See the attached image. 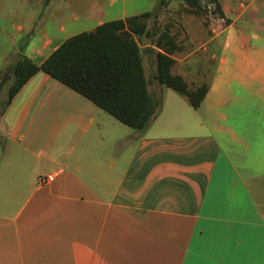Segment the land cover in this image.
I'll return each instance as SVG.
<instances>
[{
	"label": "crops",
	"instance_id": "0c3cea01",
	"mask_svg": "<svg viewBox=\"0 0 264 264\" xmlns=\"http://www.w3.org/2000/svg\"><path fill=\"white\" fill-rule=\"evenodd\" d=\"M138 1L0 0V70ZM218 2L174 55L198 108L156 84L138 132L43 70L0 108V264H264V0Z\"/></svg>",
	"mask_w": 264,
	"mask_h": 264
},
{
	"label": "trees",
	"instance_id": "16d2710c",
	"mask_svg": "<svg viewBox=\"0 0 264 264\" xmlns=\"http://www.w3.org/2000/svg\"><path fill=\"white\" fill-rule=\"evenodd\" d=\"M211 11L222 16L218 0ZM186 13L209 12L201 0H182ZM165 0H156L151 10L105 21L92 30L66 38L40 64L27 57L19 58L4 72L2 83L11 79L5 108L20 87L37 71L43 70L86 96L123 124L143 132L160 111L162 98L149 88L143 53L154 56L153 78L163 88H170L198 108L208 90V83L190 84L173 72L174 55L182 50L170 25L161 26L157 18ZM152 20L150 24L149 21ZM143 39L147 42L141 45Z\"/></svg>",
	"mask_w": 264,
	"mask_h": 264
},
{
	"label": "rangeland",
	"instance_id": "374dc122",
	"mask_svg": "<svg viewBox=\"0 0 264 264\" xmlns=\"http://www.w3.org/2000/svg\"><path fill=\"white\" fill-rule=\"evenodd\" d=\"M165 1H166V4L163 5L160 15L157 18L158 24L161 26L170 25L172 32L176 34L177 39L180 40V42L182 43L181 44L182 47L185 48L184 51H187L189 48V44H190L189 34H188L189 30L187 27L189 26L190 23H192L193 25L195 24L198 25L199 23H202L205 19L209 18L208 17L209 15L208 16L207 14L194 15V14L186 13L183 8L184 6L182 3V0H165ZM201 2L204 6L208 8L209 0H201ZM155 3H156V0L151 9H153ZM135 4H138L137 6L141 10L146 9L145 7L147 6L144 0L143 1L140 0ZM208 10H210V8H208ZM211 14L214 15L215 13L212 12ZM149 23L151 24L152 20H150ZM193 30L194 32H197L198 29H193ZM146 42L147 40L143 39V41L141 42V45L143 46L144 43ZM143 62L145 66L146 75L148 79L150 80L149 88L150 90H153V92H156L158 91L157 85H156L158 84V82L153 78V73L155 71L154 56L149 57L146 53H143ZM175 68L176 69L178 68L177 65L175 66ZM11 81L12 80L9 79L7 82L2 83L0 85V108L2 107L5 99L7 98V90H8V86L10 85Z\"/></svg>",
	"mask_w": 264,
	"mask_h": 264
},
{
	"label": "built area",
	"instance_id": "2783aa9c",
	"mask_svg": "<svg viewBox=\"0 0 264 264\" xmlns=\"http://www.w3.org/2000/svg\"><path fill=\"white\" fill-rule=\"evenodd\" d=\"M55 172H50V173H46V174H38L36 176V184L38 186H43L51 181L54 180L55 178Z\"/></svg>",
	"mask_w": 264,
	"mask_h": 264
}]
</instances>
